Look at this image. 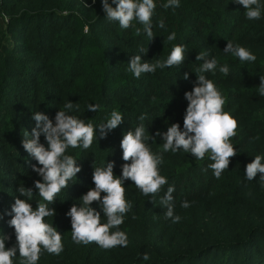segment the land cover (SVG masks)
<instances>
[{
	"label": "trees",
	"instance_id": "obj_1",
	"mask_svg": "<svg viewBox=\"0 0 264 264\" xmlns=\"http://www.w3.org/2000/svg\"><path fill=\"white\" fill-rule=\"evenodd\" d=\"M166 2L155 0L154 37L149 41L137 21L125 30L107 20L100 0L95 4L91 0H0V230L12 235L6 247L15 244L14 230L7 222L14 197L19 196L16 189L33 188L28 201L33 209L43 202L33 186L34 180L41 179L31 169L36 161L21 144L25 132L31 134L35 127L32 113L42 111L54 121L56 111L71 101L79 108L70 114L94 125L105 123L113 109L121 112L123 123L106 139L94 140L89 149L70 148L66 153L74 156L81 171L49 205L56 215L45 218L61 233L64 250L59 256L43 252L37 264H264V180L257 173L248 181L244 173L255 155L264 156V97L258 92L259 77L264 76V0H260L261 19L252 21L232 0H179L178 8L165 9ZM161 19L164 28L157 26ZM136 27L141 28L140 35ZM172 32L176 39L168 41ZM227 41L249 49L256 61L242 63L224 53ZM177 44L185 47L183 64L143 73L139 79L129 70L132 56L141 55L150 63L164 60ZM141 46L146 53L139 52ZM202 51L230 68L227 76L204 73L226 97L225 111L238 121L231 140L237 155L228 169L216 179L207 168L212 163L207 156L196 160L182 150L164 153L160 174L168 182L157 195L145 196L125 181L132 209L119 230L128 237L127 247L106 250L95 242L73 243L71 218L65 214L71 204L80 206V196L94 187L96 167L114 160V173L120 175L123 134L140 123L150 134L166 131L173 122L183 128L187 106L183 93L192 88L202 63L195 57ZM185 72L189 80L183 79ZM89 104L100 108L88 111ZM143 113L147 118L140 121ZM41 143L46 146L43 136ZM149 144L156 152L163 141L157 137ZM173 185L178 223L165 217L167 208L161 203ZM183 201L190 206L182 208ZM91 207L100 210L96 202ZM106 222L101 211V223ZM145 253L150 257L147 261L142 259ZM18 261L17 253L14 264Z\"/></svg>",
	"mask_w": 264,
	"mask_h": 264
},
{
	"label": "clouds",
	"instance_id": "obj_2",
	"mask_svg": "<svg viewBox=\"0 0 264 264\" xmlns=\"http://www.w3.org/2000/svg\"><path fill=\"white\" fill-rule=\"evenodd\" d=\"M244 9L247 20H260L262 5L260 0H232ZM92 4L96 0H91ZM104 16L109 21L118 22L121 29L134 27L133 21L143 26V33L151 41L154 37L152 31V18L156 9L155 0H100ZM115 5L113 7L112 5ZM85 7H90L84 2ZM179 0H167L163 8H178ZM67 15V13H65ZM157 26L164 28L165 23L161 19ZM85 33L89 28L85 26ZM136 35H140L141 28H135ZM176 39V33L172 32L167 36L168 41ZM141 54L146 53L141 46ZM223 52L231 54L240 62H255L257 57L246 47L239 43L227 41ZM206 52L196 55V61H202L196 69V79L192 82L190 91L183 93L187 106L183 115V128L177 122L171 123L166 131L156 130L150 134L143 123L134 130H127L120 141L122 150L121 172L117 176L114 173L115 161L110 160L102 166L93 170L92 183L86 193L80 196L82 204L77 206L71 204L65 214L70 217L71 240L75 244L95 242L103 249H111L117 246L127 247L128 237L119 226L124 222V216L131 211L132 203L126 199L125 181H131L140 192L145 195H157L164 185L167 184V177L160 174V165L164 162V153H176L183 151L190 153L196 160H203L206 156L212 161L207 165L216 179L221 177L222 172L228 169L230 159L237 155V150L231 140L236 136L238 121L225 111L226 97L217 88L212 79L204 73L218 71L223 76L230 72L227 63L219 64L215 57L207 58ZM185 60V47L174 45L170 54L164 60L148 62L142 60L141 55H134L128 62L129 70L136 79L143 73H155L156 70L172 68L183 64ZM184 80H189L188 72L183 75ZM258 85L259 95L264 97V76H260ZM155 100L156 98L153 97ZM79 108L69 101L64 104L63 110H57L53 119H50L42 111L32 113L35 127L31 134L25 132L21 141L23 149L31 156L36 164L31 169L41 179L34 180L33 186L43 202L36 203L33 209L31 200L33 188L20 186L16 190L18 197H14L11 205V219L7 222L14 230L15 244L6 247V242L12 239L11 234H3L0 230V264H14V258L19 255L18 264H37L43 252L59 256L63 250V238L61 233L53 224L45 222L46 217H54L56 211L50 208L55 197L62 189L68 188V181L77 176L81 167L77 164L74 156L66 154L68 150L83 148L89 149L94 140L106 139L108 133L123 123L121 112L113 109L106 122L94 125L91 120L81 119L70 114ZM98 104H89L87 110L97 112ZM147 114L143 113L138 118L144 121ZM99 129V137L97 136ZM43 136L45 143H41ZM159 137L163 144L159 151L153 152L149 141H156ZM264 156L255 155L251 162L244 168L245 178L252 181L257 173L260 179L264 180ZM206 169H202L205 171ZM175 187L169 186L161 203L167 208L166 218H171L173 223L180 221V216L174 215V204L172 193ZM103 193V196H101ZM19 197H27L22 199ZM99 205V211L91 207L92 203ZM189 202L183 201L182 208H188ZM101 211L106 216L107 222L101 223ZM3 217L0 216V219ZM116 228V231H111ZM147 253L142 259L149 260Z\"/></svg>",
	"mask_w": 264,
	"mask_h": 264
}]
</instances>
